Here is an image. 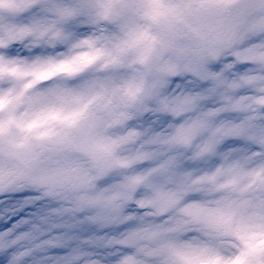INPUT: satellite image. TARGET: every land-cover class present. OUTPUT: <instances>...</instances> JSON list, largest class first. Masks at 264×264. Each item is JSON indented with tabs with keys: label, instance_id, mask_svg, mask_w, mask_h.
Listing matches in <instances>:
<instances>
[{
	"label": "clouds",
	"instance_id": "clouds-1",
	"mask_svg": "<svg viewBox=\"0 0 264 264\" xmlns=\"http://www.w3.org/2000/svg\"><path fill=\"white\" fill-rule=\"evenodd\" d=\"M0 20V118L58 133L0 144V264L234 260L264 214L218 217L264 200L240 191L264 180V0H0Z\"/></svg>",
	"mask_w": 264,
	"mask_h": 264
},
{
	"label": "snow or ice",
	"instance_id": "snow-or-ice-1",
	"mask_svg": "<svg viewBox=\"0 0 264 264\" xmlns=\"http://www.w3.org/2000/svg\"><path fill=\"white\" fill-rule=\"evenodd\" d=\"M103 15H108L105 10ZM5 22L0 20V27H4ZM8 69L4 66V61L0 60V76L7 74ZM19 98H17L18 100ZM4 103L9 104L11 101L5 97ZM81 112H71L61 117L57 112L51 115V120H60L68 127L75 125L80 118ZM49 118H37L33 120H25L22 117H17L15 114V106L10 107L7 117L0 118V144L7 142L10 147L30 146L33 141L40 143L52 142L53 138L58 136L57 131L53 127H48ZM21 140L22 145H17L16 141ZM12 154H16L13 152ZM241 193L262 192L264 191V180L257 181L254 179L252 183L243 189ZM243 207H264V200H259L258 203H253L252 200L242 201L241 204L229 205L218 210V217L222 220L230 221L235 216L239 208ZM237 234L243 242V248L238 256L232 261L225 262L214 250L202 249L184 254L185 256L205 257L212 264H264V247L258 245V240L264 239V214L252 212L247 216L242 227L237 230Z\"/></svg>",
	"mask_w": 264,
	"mask_h": 264
}]
</instances>
